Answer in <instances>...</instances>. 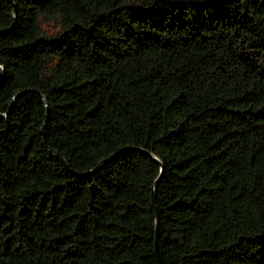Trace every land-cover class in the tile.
<instances>
[{
  "label": "trees",
  "instance_id": "trees-1",
  "mask_svg": "<svg viewBox=\"0 0 264 264\" xmlns=\"http://www.w3.org/2000/svg\"><path fill=\"white\" fill-rule=\"evenodd\" d=\"M0 66V264H264V0H0Z\"/></svg>",
  "mask_w": 264,
  "mask_h": 264
},
{
  "label": "water",
  "instance_id": "water-1",
  "mask_svg": "<svg viewBox=\"0 0 264 264\" xmlns=\"http://www.w3.org/2000/svg\"><path fill=\"white\" fill-rule=\"evenodd\" d=\"M3 75H4V68H3L2 66H0V81H1V79L3 78ZM16 96H17V94H15L14 96H12L11 103H10V107H11V105L13 104V102H14ZM7 113H8V111L5 112V113H0V117H6V116H7ZM41 131H42V133H43V127H42ZM130 149H134V148H128V147L122 148L121 150H119L118 152L114 153L113 155H111V156L108 157L107 159L102 160V162L108 161L109 159H112L113 157H115V156H117V155H119V154H121V153H123V152H125V151H127V150H130ZM138 150L143 151V150H141V149H138ZM143 152L146 153V154H149V155H150V153H148L147 151H143ZM53 153H55V155L58 157V159H59L64 165H66L65 160H64L61 156H59L56 152H53ZM151 157H152V159H154L155 161L158 162V160H157L154 156H151ZM98 166H99V165H97V167H98ZM97 167H96L95 169H93V171L96 170ZM91 172H92V171H91ZM160 174H161V173H160ZM79 175H80V174H79ZM81 175H83V174H81ZM159 178H160V175H159V176L156 178V180L154 181L153 188H155V186L157 185V183H158V181H159ZM151 200H152V204H153V206H154V208H155V215H156V229H157V224H158V213H157V209H156L155 201H154V191L151 192Z\"/></svg>",
  "mask_w": 264,
  "mask_h": 264
}]
</instances>
